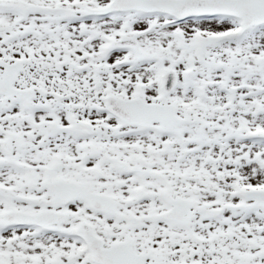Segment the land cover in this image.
Instances as JSON below:
<instances>
[{
    "label": "snow or ice",
    "instance_id": "snow-or-ice-1",
    "mask_svg": "<svg viewBox=\"0 0 264 264\" xmlns=\"http://www.w3.org/2000/svg\"><path fill=\"white\" fill-rule=\"evenodd\" d=\"M0 264H264V0H0Z\"/></svg>",
    "mask_w": 264,
    "mask_h": 264
}]
</instances>
